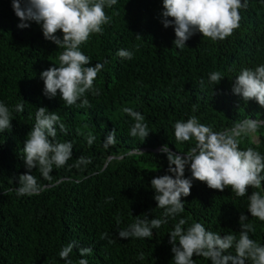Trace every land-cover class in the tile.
Returning <instances> with one entry per match:
<instances>
[{"label": "trees", "instance_id": "trees-1", "mask_svg": "<svg viewBox=\"0 0 264 264\" xmlns=\"http://www.w3.org/2000/svg\"><path fill=\"white\" fill-rule=\"evenodd\" d=\"M104 10L110 23L80 48L90 66L104 65L94 81L100 94H86L90 107H80L79 101L69 107L59 92L55 98L45 97L40 78L43 71L59 66L63 49L45 40L35 22L18 28L12 0H0V103L13 118L11 131L0 133V264H65L59 253L73 241L77 247L69 257L72 264L80 259L88 264H172L169 233L179 219L187 221L185 229L201 223L208 231L238 238L242 213L255 228L250 238L264 245V222L247 211V196L257 189L237 197L230 188L219 192L196 180L190 195L182 197L184 211L153 229V237L118 236L137 218H164L151 180L170 173L166 154L157 150L167 145L182 154L194 146V141H175L177 121L196 116L214 131H225L247 118L264 119V108L232 91L243 69L264 64V0H247V7L239 10L240 26L231 36L213 41L197 32L183 49L174 47V28L163 26V0H117ZM57 36L62 39V33ZM120 49L131 51L133 58L118 57ZM214 71L224 77L215 86L209 82ZM22 100L24 111L16 112ZM39 107L60 116L68 131L64 134L57 126L56 141L72 143V159L62 168L54 167L50 180L33 169L29 174L42 191L18 196V177L28 172L23 146ZM125 108L145 118L150 133L144 141L130 135L134 121ZM114 129L115 142L106 145ZM90 135L95 137L91 146ZM256 136L258 142L241 138L240 148L252 147L264 155V128ZM81 156L91 162L77 167ZM185 177L191 178L190 170H185ZM81 248L92 252L82 257ZM193 259L195 264H210L203 257Z\"/></svg>", "mask_w": 264, "mask_h": 264}, {"label": "clouds", "instance_id": "clouds-1", "mask_svg": "<svg viewBox=\"0 0 264 264\" xmlns=\"http://www.w3.org/2000/svg\"><path fill=\"white\" fill-rule=\"evenodd\" d=\"M116 4L117 0H12L13 11L20 21L18 28L26 29L31 22H35L41 25L45 40L63 49L58 57L59 66L53 64L40 74L45 97L55 98L59 92L66 106L76 105L79 101L80 107H90L86 94H100L94 88V81L104 65L96 63L90 66V58L80 48L92 34L103 33V26L110 23L104 9ZM246 7L247 0H163V26L174 28L173 44L177 49L185 48L186 42L197 32L203 38L222 41L239 28V10ZM58 32L62 33V39L57 36ZM117 56L131 60L133 53L120 49ZM222 79L224 77L219 71L209 75V82L214 86ZM232 91L245 102L255 101L264 108V64L254 70L243 69L235 78ZM24 104L23 100L18 103L15 111L22 113ZM124 112L134 121L130 135L144 141L150 133L145 118L132 108H125ZM12 120L10 109L0 103V133L11 131ZM57 126L60 132L67 134L68 130L56 112H50L46 107L37 108L35 124L23 146V160L28 172L18 177V196L38 195L42 191L37 178L29 174L33 169L39 170L43 179L50 180L54 167L62 168L72 159V143L56 141ZM261 128H264V119L257 118L237 122L225 131H214L200 123L196 116L186 122L177 121L174 125L175 141H194V146L182 154L172 152L167 145L160 149L161 154H166L170 175L154 177L151 187L155 191L157 208L164 209V218L149 220L147 215L145 219L137 218L128 228L118 232L119 238L153 237V229H159L168 218L175 219L184 211L182 197L190 195L193 180L206 183L208 188L219 192L230 188L237 197H245L249 189H257L247 196V211L251 217L264 222V155L252 147L246 150L240 148L241 138H254ZM94 140V136L88 137L89 146ZM114 142L115 129L107 134L105 140L106 145ZM90 162L89 158L81 156L75 166H86ZM186 169L190 170L191 178L185 177ZM248 220V216L240 215L241 230L237 238L232 233L221 236L218 232L208 231L201 223H193L185 229L187 221L179 219L169 233L172 264H195L194 256L203 257L210 264H246L248 261L264 264V245L250 238L249 233H254L255 228L246 223ZM108 242L111 244L114 241ZM76 247L73 241L60 251V258L65 260V264H72L69 257ZM91 252L90 248L79 249L82 257ZM143 258L141 253L140 259ZM78 264H88V261L80 259Z\"/></svg>", "mask_w": 264, "mask_h": 264}, {"label": "rangeland", "instance_id": "rangeland-1", "mask_svg": "<svg viewBox=\"0 0 264 264\" xmlns=\"http://www.w3.org/2000/svg\"><path fill=\"white\" fill-rule=\"evenodd\" d=\"M254 140H255L256 142H258V141H259L258 136H255V137H254Z\"/></svg>", "mask_w": 264, "mask_h": 264}, {"label": "water", "instance_id": "water-1", "mask_svg": "<svg viewBox=\"0 0 264 264\" xmlns=\"http://www.w3.org/2000/svg\"><path fill=\"white\" fill-rule=\"evenodd\" d=\"M157 151H160V150H157ZM112 159V158H111Z\"/></svg>", "mask_w": 264, "mask_h": 264}]
</instances>
